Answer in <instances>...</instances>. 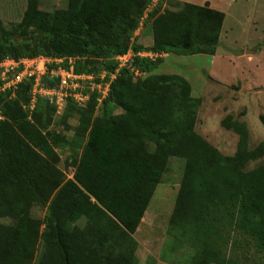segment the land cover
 Returning a JSON list of instances; mask_svg holds the SVG:
<instances>
[{"label":"trees","instance_id":"1","mask_svg":"<svg viewBox=\"0 0 264 264\" xmlns=\"http://www.w3.org/2000/svg\"><path fill=\"white\" fill-rule=\"evenodd\" d=\"M161 4L67 0L45 11L26 0L18 22L0 19V59L62 58L68 67L70 58L76 73L113 71L115 57L131 49L161 55H135L134 68L151 73L164 54H215L224 12L190 2L160 12ZM145 20L152 44L130 43ZM135 76L121 69L100 102L96 92L84 107L68 99L61 115L47 97L30 108V82L0 92V218L8 220L0 222V264H138L133 234L172 157L183 159V170L168 231L194 248L193 263L237 264L220 254L231 230L264 252V162L244 170L264 157V140L249 149L247 123L226 114L219 123L238 138L223 155L195 131L201 98L185 77ZM56 81L41 78L46 87ZM73 113L70 137L50 128ZM258 119L264 126V113ZM64 145L77 156L70 178L57 167ZM34 204L47 210L41 222L31 216Z\"/></svg>","mask_w":264,"mask_h":264},{"label":"rangeland","instance_id":"2","mask_svg":"<svg viewBox=\"0 0 264 264\" xmlns=\"http://www.w3.org/2000/svg\"><path fill=\"white\" fill-rule=\"evenodd\" d=\"M61 1L65 8L67 0ZM161 1L160 12L177 10L182 2H187ZM196 1V4H207L224 12L219 46L215 54H164L163 62L154 71L140 73L135 76V80L148 74L182 75L190 82L192 95L201 97L195 131L223 155H232L238 136L219 123L226 114H231L234 119L247 123L248 147L252 149L264 140V126L258 119V114L264 113V0ZM158 2L160 0H153V5ZM24 4V0H0V19L3 23L9 25L17 22ZM140 25L142 28L136 41L141 46H149L153 42L150 20H145ZM120 112L119 108L115 111ZM99 114L97 106L94 115ZM77 122V115L73 113L64 120L54 118L50 128L70 137ZM56 151L59 154L57 167L68 178L72 177L77 156L65 145L56 148ZM263 162L264 157L251 160L244 170H250ZM182 170L183 159L170 158L168 171L160 178L133 234L137 242L134 256L138 264H194V248L188 242L176 239L168 231L169 219L182 180ZM46 211L38 204L30 209L31 216L39 222L43 220ZM0 222L8 220L0 218ZM229 232L220 253L225 260L230 259L237 264H264V252L249 235L233 230Z\"/></svg>","mask_w":264,"mask_h":264},{"label":"built area","instance_id":"3","mask_svg":"<svg viewBox=\"0 0 264 264\" xmlns=\"http://www.w3.org/2000/svg\"><path fill=\"white\" fill-rule=\"evenodd\" d=\"M136 54L151 59L161 56L150 51L135 53L129 49L126 53L115 57L117 66L113 71L100 68L80 73L74 71L73 60L70 58L68 67H63L59 64L62 58L35 56L16 60L6 56L0 59V92L7 89L14 91L21 83L30 82V108L33 107L38 96L47 97L55 106V114L61 115L68 99L74 101L77 106L84 107L90 94L96 92L99 95L97 101L100 102L107 95L110 84L119 75L121 69H128L134 75H139L140 72L133 66ZM51 62L56 66L49 69L48 64ZM44 75L50 78L56 77L57 81L53 86L46 87L41 82Z\"/></svg>","mask_w":264,"mask_h":264},{"label":"crops","instance_id":"4","mask_svg":"<svg viewBox=\"0 0 264 264\" xmlns=\"http://www.w3.org/2000/svg\"><path fill=\"white\" fill-rule=\"evenodd\" d=\"M25 1V4H24V8H23V10H22V12H21V14L19 15V17L21 18V16H22V13H23V11H24V9H25V5H26V0H24ZM187 2H190V3H194V4H196L197 3V1L196 0H187ZM38 7L40 8V9H42V10H45V11H53V10H55V9H58V8H63V5H62V1L61 0H38ZM17 12V11H16ZM17 14H18V12H17ZM20 18H19V20H20ZM18 20V21H19ZM17 21V22H18ZM141 25L139 26V28L137 29V30H135V32H134V34H133V36L130 38V43H133V44H136V45H138V46H141V44L140 43H138L137 41H136V38H137V36L140 34V30H141ZM152 43H150V45H151ZM149 45V46H150ZM166 55V54H165ZM154 71V70H153ZM208 82V81H207ZM192 87H191V95H192ZM193 96V95H192ZM199 98H201V97H199ZM202 103V102H201ZM157 188V187H156Z\"/></svg>","mask_w":264,"mask_h":264}]
</instances>
